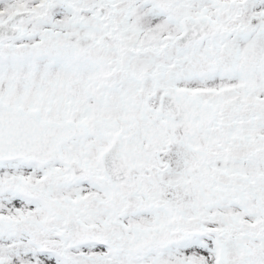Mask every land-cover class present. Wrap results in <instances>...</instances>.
<instances>
[{"label":"snow or ice","instance_id":"snow-or-ice-1","mask_svg":"<svg viewBox=\"0 0 264 264\" xmlns=\"http://www.w3.org/2000/svg\"><path fill=\"white\" fill-rule=\"evenodd\" d=\"M0 264H264V0H0Z\"/></svg>","mask_w":264,"mask_h":264}]
</instances>
